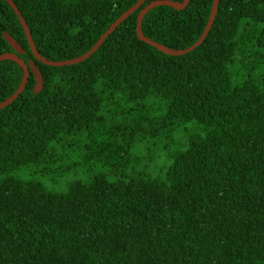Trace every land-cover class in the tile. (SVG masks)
<instances>
[{
    "label": "trees",
    "instance_id": "obj_1",
    "mask_svg": "<svg viewBox=\"0 0 264 264\" xmlns=\"http://www.w3.org/2000/svg\"><path fill=\"white\" fill-rule=\"evenodd\" d=\"M150 1L0 0V264H264V0Z\"/></svg>",
    "mask_w": 264,
    "mask_h": 264
},
{
    "label": "water",
    "instance_id": "obj_2",
    "mask_svg": "<svg viewBox=\"0 0 264 264\" xmlns=\"http://www.w3.org/2000/svg\"><path fill=\"white\" fill-rule=\"evenodd\" d=\"M145 0H137L132 6H130L128 9H126L119 17H117L116 20H114L109 27L104 31V33L100 36V38L96 41V43L85 53L74 57V58H70V59H65V60H51V59H47L45 57H43L37 46L36 43L33 39L31 30L28 26V23L26 21V19L24 18L22 12L20 11L18 5L16 4V2L14 0H8V2L11 4V6L14 8V10L16 11V13L19 16V19L25 29L29 44L31 46V49L33 50L35 56L40 59L41 61L45 62V63H49V64H53V65H62V64H68V63H75V62H79L82 61L83 59L87 58L89 55H91L101 44L102 42L107 38V36L123 21L125 20L132 12H134L142 3H144ZM189 0H183L182 2H177V1H173V0H153L150 1L148 4H146L144 7H142V9L140 10L139 14H138V18H137V34L138 37L140 39H143L144 41L158 47L159 49L166 51L168 53L171 54H183L186 53L192 49H194L196 46H198L207 36L211 25L214 21L217 9H218V4L220 0H214L213 2V6H212V10L210 13V17L209 20L207 22V25L202 33V35L199 37V39L197 41H195L192 45L186 47V48H181V49H176V48H172L170 46L164 45L158 41H155L153 39H151L150 37L146 36L143 34L142 31V19L145 15V13L153 6L157 5V4H169L172 5L176 8H184ZM3 36L4 38L15 48V50L17 52H23L25 51L24 48L22 47V45L20 44V42L7 30L3 31ZM5 57H9L12 58L14 60H16L18 63H20L23 67V71H24V75H23V79L21 84L19 85V87L7 98H5L4 100L0 101V109L4 106H6L7 104H9L10 102H12L16 97L19 96V94L22 92V90L25 88L26 83L28 81L29 75H30V70L33 71L34 75H35V79H36V83H35V91L39 92L41 91V89L44 86V77H43V73L41 71V69L38 67V65L33 62L30 66L16 53H6V54H0V59L1 58H5Z\"/></svg>",
    "mask_w": 264,
    "mask_h": 264
}]
</instances>
